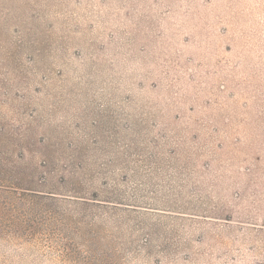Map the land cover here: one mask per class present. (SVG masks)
I'll use <instances>...</instances> for the list:
<instances>
[{
    "label": "rangeland",
    "instance_id": "1",
    "mask_svg": "<svg viewBox=\"0 0 264 264\" xmlns=\"http://www.w3.org/2000/svg\"><path fill=\"white\" fill-rule=\"evenodd\" d=\"M0 264H264V0H0Z\"/></svg>",
    "mask_w": 264,
    "mask_h": 264
}]
</instances>
